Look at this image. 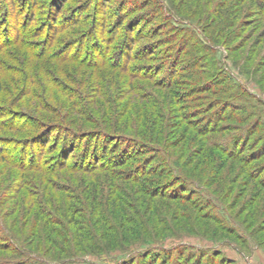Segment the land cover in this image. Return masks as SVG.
<instances>
[{"label": "rangeland", "instance_id": "374dc122", "mask_svg": "<svg viewBox=\"0 0 264 264\" xmlns=\"http://www.w3.org/2000/svg\"><path fill=\"white\" fill-rule=\"evenodd\" d=\"M262 13L0 0V264H264Z\"/></svg>", "mask_w": 264, "mask_h": 264}, {"label": "trees", "instance_id": "16d2710c", "mask_svg": "<svg viewBox=\"0 0 264 264\" xmlns=\"http://www.w3.org/2000/svg\"><path fill=\"white\" fill-rule=\"evenodd\" d=\"M255 5H256V8H257V10H258V12H263L262 13V15H263V17H264V0H255ZM7 11V13H8V15L10 14L9 13V11L8 10H6ZM7 16V15H6ZM122 142L125 144L126 142L124 141V140H122ZM140 148V147H139ZM142 148V147H141ZM142 149H145V148H142ZM137 151H139V150H137ZM125 153H127V150H126V152ZM133 158L134 157H132V155H129V156H127V158H125V163H122V165L124 166V165H127V164H129L132 160H133ZM123 161V160H122ZM121 163V162H120ZM119 163V164H120ZM139 164V163H138ZM134 168V167H133ZM133 168H131V169H133ZM149 168V167H148ZM131 169H129V170H127L126 171V173H124V171H122L121 173H117L116 172V174H111L110 175V177L111 178H113V180H115L114 178H117L118 180H135L134 178H140V176H136V175H133L134 173H132V171H131ZM145 170H151V169H145ZM123 173H124V176L125 177H122V175H123ZM141 173V172H140ZM150 173V172H149ZM162 173V172H161ZM161 173L160 172H156V171H152L151 170V173L150 174H156L157 176H161ZM132 175H133V177H132ZM121 176V177H120ZM127 197H128V195H127ZM94 198V196L91 194V199H93ZM172 198H174V197H172ZM118 210V212H121V210H120V208L118 207L117 208ZM96 210V209H95ZM96 211H98V210H96ZM95 215L96 216H99V217H102L101 216V214L100 213H95ZM98 219V218H97ZM119 236L117 235V233H115V230H114V238H112V239H109L108 240V244H110L111 243V241H116L117 240V238H118ZM104 238H105V236H104ZM99 241L98 240H96V237L94 238V240H93V242L92 243H94V244H99L98 243ZM109 246V245H108ZM35 258H38V257H35ZM39 259V258H38ZM38 259H36V261L37 262H39V261H42L43 262V259H41V260H38Z\"/></svg>", "mask_w": 264, "mask_h": 264}]
</instances>
